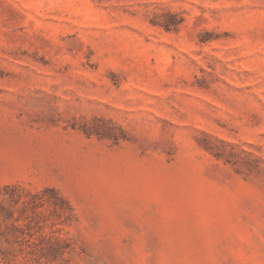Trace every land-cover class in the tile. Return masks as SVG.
Returning <instances> with one entry per match:
<instances>
[{
	"label": "rangeland",
	"instance_id": "1",
	"mask_svg": "<svg viewBox=\"0 0 264 264\" xmlns=\"http://www.w3.org/2000/svg\"><path fill=\"white\" fill-rule=\"evenodd\" d=\"M0 264H264V0H0Z\"/></svg>",
	"mask_w": 264,
	"mask_h": 264
}]
</instances>
